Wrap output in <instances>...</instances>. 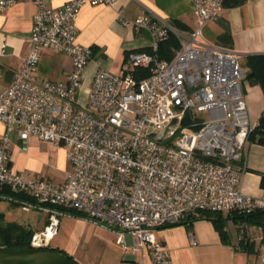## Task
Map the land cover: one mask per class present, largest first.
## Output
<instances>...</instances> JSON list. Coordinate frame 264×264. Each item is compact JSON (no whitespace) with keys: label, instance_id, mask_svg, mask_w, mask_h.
<instances>
[{"label":"built area","instance_id":"1","mask_svg":"<svg viewBox=\"0 0 264 264\" xmlns=\"http://www.w3.org/2000/svg\"><path fill=\"white\" fill-rule=\"evenodd\" d=\"M20 1L0 0V11ZM31 1L37 9L29 49L0 88V188L22 209L47 214L48 223L32 235L33 247L55 234L64 214L58 206L72 207L122 229L117 240L125 249L148 255L152 264H172L154 237L156 228L202 211L264 209V189L254 196L241 185L255 126L243 87L248 68L235 51L202 35L222 16L225 0H192L196 26L188 31L153 11L127 18L120 8L117 19L134 32L147 31L152 51H132L118 71L98 67L84 94L94 50L77 41L76 18L85 4L115 0H69L60 7ZM170 32L180 47L170 59L161 58L156 50ZM5 49L2 42L0 54ZM44 50L70 56L66 79L39 76ZM196 112H205L207 120ZM32 137L67 148L71 169L64 180L32 178L12 168V141L25 145ZM123 230L133 233L130 247Z\"/></svg>","mask_w":264,"mask_h":264},{"label":"crops","instance_id":"2","mask_svg":"<svg viewBox=\"0 0 264 264\" xmlns=\"http://www.w3.org/2000/svg\"><path fill=\"white\" fill-rule=\"evenodd\" d=\"M68 1L47 0V6L60 7ZM120 8L123 9L127 18H135L150 10L167 20L179 19L189 28L196 26V14L192 0H115L112 4H85L76 18L77 41L82 45L91 46L94 55L84 72L83 94L98 67L118 71L129 51L131 53L134 49L149 45L150 34L147 31L134 32L132 28L124 26L117 19V11ZM36 9L33 1L24 0L0 11V48L2 42L6 43L5 53L0 54V88L11 81L14 72L21 64L23 55L29 49V35ZM220 19L221 21L227 20L232 38L230 49L235 51L238 57L240 55L244 57L243 65L248 54L264 52V0H245L239 6H224L222 16L206 25V33L208 31L214 35L215 41L211 42L214 44H216V36L222 32ZM202 35L203 38L209 36L203 34V31ZM206 38L204 39L207 40ZM49 52V50H44L42 56ZM60 64L62 75L54 78L66 79L72 67L71 58L67 65H64L63 61ZM243 87L244 90L248 89L247 99H245L250 109L251 119L256 125L260 116L264 114L263 91L258 84H252L247 88L243 85ZM255 100L260 102L258 106L256 104V107L253 105ZM3 130L4 126L0 123V134ZM32 140L31 138L25 145L17 139L12 141L11 166L15 170L24 172L25 165L22 158L25 150L22 149H27ZM258 147L260 151H264V145ZM250 162L251 165L247 160L248 169L242 176L241 185L245 193L257 196L264 189L260 183V173L264 171V159ZM237 223L239 222L228 220L226 224L227 241L221 239L213 222L205 218L197 219L192 224L183 223L156 228L154 237L168 249L172 264H264L261 227L244 223L246 226L239 230ZM250 227L253 231H246L249 229L251 231ZM242 231L253 243L252 247L244 248L238 244ZM190 235L194 236L195 243L190 241ZM127 251L131 252L128 257L123 258L124 264H139L136 252L124 248V252L128 253ZM140 254V264L146 263L143 261L144 258L151 263L148 255Z\"/></svg>","mask_w":264,"mask_h":264},{"label":"rangeland","instance_id":"3","mask_svg":"<svg viewBox=\"0 0 264 264\" xmlns=\"http://www.w3.org/2000/svg\"><path fill=\"white\" fill-rule=\"evenodd\" d=\"M206 26L203 27V34L209 35L204 38L209 42H214V35L210 32L206 33ZM244 57L240 55L239 60L242 63ZM64 65L70 61L69 56L62 53L50 51L45 54L38 64V73L40 77L56 79L62 75L61 61ZM60 61V62H59ZM120 68V67H119ZM116 71V70H115ZM246 81V82H245ZM243 85L247 88L252 85L248 80H245ZM248 90V89H247ZM244 90L245 98L246 91ZM260 104L255 100L253 105ZM254 107V109H255ZM250 112V109H249ZM201 118L207 120L205 112H196ZM254 122V120H253ZM255 124V123H254ZM32 137L30 146L25 150L22 162L25 165L24 172L29 177H39L50 179L55 182L62 181L66 177V172L70 169V162L66 157L67 148L64 146H54L46 141ZM249 143V141H248ZM254 144V145H253ZM257 144V145H256ZM264 145L255 142L247 144V160L251 165V160L262 161L264 159V151H260L258 146ZM0 211L5 213L9 220H16L33 226L38 231L44 228V223L48 218L47 214L38 209L24 210L20 206H14L7 199L0 200ZM226 215V213H224ZM239 230L244 228L246 224L243 222L237 223ZM249 227V225H247ZM247 227V229H248ZM257 227V226H256ZM252 228V227H250ZM122 229L116 228L104 223H98L90 218H82L68 214L58 216V224L56 232L50 242L44 246H50L61 250L63 253L70 255L73 260L79 264H124L123 258L129 256L124 252L122 244L118 243L119 231ZM253 231V228L246 230ZM123 237L127 247L133 244V233L123 230ZM46 242V241H43ZM131 250V249H127ZM138 263H141V254L136 252ZM145 264H151L148 259L144 260Z\"/></svg>","mask_w":264,"mask_h":264},{"label":"trees","instance_id":"4","mask_svg":"<svg viewBox=\"0 0 264 264\" xmlns=\"http://www.w3.org/2000/svg\"><path fill=\"white\" fill-rule=\"evenodd\" d=\"M244 2L245 0H225L224 6H228V7L239 6ZM168 22L179 30L188 31L191 29L179 19H169ZM220 22H221L222 32L216 36V44L230 48L232 38H231V31L229 24L226 19L222 21L220 19ZM179 47H180L179 39L175 34L170 32L167 38L159 43L156 52L161 58L170 59L173 56L175 50L178 49ZM132 51L151 52L152 50L151 47L148 45L146 47L137 48ZM244 66L248 68L246 80H248L252 84H258L261 87L264 94V52L248 54L245 58ZM147 72L148 70L143 71L141 75L145 76L148 74ZM248 141L264 144V114L260 116L258 123L254 126V129L249 135ZM260 174H261L260 183L261 186L264 188V171L261 172ZM8 196L9 195L7 190L0 188V200L7 199ZM17 197L19 199H24V198L29 199L27 196L23 194H17ZM10 202L14 206H20L19 203L12 201ZM57 209L64 214L82 217V218H88L85 214H83L81 211L77 210L76 208L58 206ZM201 218H205L213 222L214 226L218 230L220 237L223 241H227L228 234L226 230V224L230 219L238 222H243L246 224L248 223V224L260 226L263 234L261 241L264 243V209H258L248 214L240 213L237 211H231L226 213V215H224V213L222 212L202 211L196 217H188L187 220L167 226H174L183 223L192 224L194 221ZM47 223H48V218L46 219L44 224ZM37 231H38L37 229H35L33 226L29 224H25L16 220L7 219L5 213L0 211V247L2 246L33 247L31 245V238L32 235ZM238 244L245 248V247H252L253 243L250 240H248V238L245 235V232L242 231L239 237ZM43 247L52 248L47 245ZM52 249H56V248H52ZM68 256L71 258L70 255Z\"/></svg>","mask_w":264,"mask_h":264},{"label":"water","instance_id":"5","mask_svg":"<svg viewBox=\"0 0 264 264\" xmlns=\"http://www.w3.org/2000/svg\"><path fill=\"white\" fill-rule=\"evenodd\" d=\"M98 222V221H97ZM101 223V222H98ZM0 264H79L66 253L47 247L2 246Z\"/></svg>","mask_w":264,"mask_h":264},{"label":"bare ground","instance_id":"6","mask_svg":"<svg viewBox=\"0 0 264 264\" xmlns=\"http://www.w3.org/2000/svg\"><path fill=\"white\" fill-rule=\"evenodd\" d=\"M54 235V234H53ZM53 235L51 236V234L49 235V239H48V241L50 242V240H51V238L53 237Z\"/></svg>","mask_w":264,"mask_h":264}]
</instances>
